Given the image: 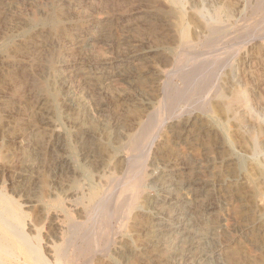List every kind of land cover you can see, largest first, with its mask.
Instances as JSON below:
<instances>
[{
	"label": "rangeland",
	"instance_id": "obj_1",
	"mask_svg": "<svg viewBox=\"0 0 264 264\" xmlns=\"http://www.w3.org/2000/svg\"><path fill=\"white\" fill-rule=\"evenodd\" d=\"M263 34L264 0H0V230L74 264H264Z\"/></svg>",
	"mask_w": 264,
	"mask_h": 264
},
{
	"label": "bare ground",
	"instance_id": "obj_2",
	"mask_svg": "<svg viewBox=\"0 0 264 264\" xmlns=\"http://www.w3.org/2000/svg\"><path fill=\"white\" fill-rule=\"evenodd\" d=\"M263 1V0H262ZM230 24V23H229ZM216 25V24H215ZM219 25V24H218ZM206 26V25H205ZM225 28V27H224ZM232 28V27H231ZM223 29V27L221 28ZM220 29V30H221ZM219 30V29H218ZM210 31V30H209ZM208 31V34H209ZM232 32V31H231ZM221 35V34H220ZM264 35V34H263ZM226 37V36H225ZM261 37V36H260ZM182 40V39H181ZM184 41V40H183ZM182 43V42H181ZM222 49V48H221ZM195 51V50H194ZM217 56V55H215ZM214 57V56H212ZM194 59V58H193ZM198 59V58H197ZM196 59V60H197ZM206 60V59H205ZM213 60V59H211ZM218 60V59H217ZM181 61V60H180ZM182 62V61H181ZM191 62V61H190ZM212 62V61H211ZM179 64V63H178ZM213 64V63H211ZM217 64V63H216ZM223 64V63H221ZM221 64H219L221 66ZM204 65V64H203ZM181 66V65H180ZM177 68V67H174ZM217 68V66H216ZM179 69V68H178ZM169 69L168 71H170ZM177 71V70H176ZM211 78V77H210ZM241 100L240 93L237 90L233 96L230 98L229 102L226 103V108H232L233 104L236 102H239ZM134 138V137H133ZM94 207V206H93ZM3 217V216H2ZM4 218V217H3ZM7 219V218H6ZM5 219V220H6ZM9 223V222H8ZM2 224V223H1ZM74 225V224H73ZM72 225V226H73ZM1 226V225H0ZM74 235L75 236H82L85 241L88 240V235H84L81 231V224L78 223V225H74ZM5 228V227H4ZM8 228L11 230L9 233H3L2 230H0V264H74L75 259L74 257H70L67 249L69 245L73 242V239L67 238L65 241V244L59 246L56 249L55 256L52 260L48 259L41 251L39 247L34 245L30 242V240L22 234V232L16 228V226L8 225ZM72 228V227H71ZM7 229V227H6ZM8 231V230H7ZM73 236V235H72ZM70 237V236H69ZM16 240L21 243L23 256L19 253H15V248H19L17 246ZM70 248V247H69ZM8 255L13 259H7L4 255ZM82 258V257H81ZM86 261L85 263H87ZM81 264H84L82 262Z\"/></svg>",
	"mask_w": 264,
	"mask_h": 264
}]
</instances>
